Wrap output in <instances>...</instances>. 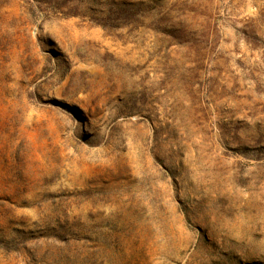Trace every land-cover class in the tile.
Listing matches in <instances>:
<instances>
[{"label": "rangeland", "instance_id": "1", "mask_svg": "<svg viewBox=\"0 0 264 264\" xmlns=\"http://www.w3.org/2000/svg\"><path fill=\"white\" fill-rule=\"evenodd\" d=\"M0 264H264V0H0Z\"/></svg>", "mask_w": 264, "mask_h": 264}]
</instances>
